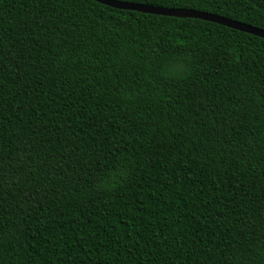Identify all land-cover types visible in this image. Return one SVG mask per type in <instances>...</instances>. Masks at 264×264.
Instances as JSON below:
<instances>
[{"label":"trees","instance_id":"obj_1","mask_svg":"<svg viewBox=\"0 0 264 264\" xmlns=\"http://www.w3.org/2000/svg\"><path fill=\"white\" fill-rule=\"evenodd\" d=\"M118 1L264 30V0ZM0 264H264V39L0 0Z\"/></svg>","mask_w":264,"mask_h":264},{"label":"water","instance_id":"obj_2","mask_svg":"<svg viewBox=\"0 0 264 264\" xmlns=\"http://www.w3.org/2000/svg\"><path fill=\"white\" fill-rule=\"evenodd\" d=\"M94 1L119 10L135 11L143 14H153V15L168 16L174 18L199 19V20L219 24L222 26H226L228 28L245 32L247 34H251L264 39L263 29H259L247 24H243L237 21L230 20L225 17H221L206 12H200L189 9H168V8L154 7L145 4L122 2L118 0H94Z\"/></svg>","mask_w":264,"mask_h":264}]
</instances>
